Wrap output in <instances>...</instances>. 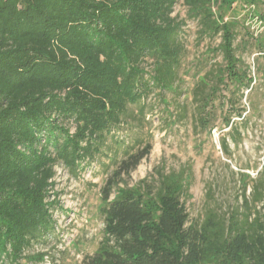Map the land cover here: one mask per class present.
<instances>
[{
	"label": "trees",
	"instance_id": "1",
	"mask_svg": "<svg viewBox=\"0 0 264 264\" xmlns=\"http://www.w3.org/2000/svg\"><path fill=\"white\" fill-rule=\"evenodd\" d=\"M178 1L0 0V261L19 264L38 235L52 231L54 166L75 169L92 159L129 104L153 84L171 83L183 49V20L172 14ZM182 2L202 36L220 34L225 64L217 80L228 77L233 91L252 89L250 69L235 53L236 24L218 23L209 0ZM256 16L263 20L264 11ZM254 41L262 53L264 37ZM208 96L201 94L203 105ZM149 149L127 152L106 178L98 210L103 238L81 264H264L260 210L191 220L184 177L163 170L113 189ZM250 198L264 209L261 176Z\"/></svg>",
	"mask_w": 264,
	"mask_h": 264
},
{
	"label": "rangeland",
	"instance_id": "2",
	"mask_svg": "<svg viewBox=\"0 0 264 264\" xmlns=\"http://www.w3.org/2000/svg\"><path fill=\"white\" fill-rule=\"evenodd\" d=\"M209 8L218 23L236 24L235 53L250 69L252 89L233 91L228 77L217 80L215 71L225 64L218 49L220 34L202 36L197 20L179 0L172 14L183 20V49L171 83L153 84L147 96L129 104L122 123L105 135L92 159L75 169L54 166L48 198L54 202L52 231L38 235L19 264H81L92 254L103 238L101 188L127 152L146 144L148 155L128 175L122 174L113 189L163 170L184 177L182 201L191 220H201L209 211L224 219L232 213L264 212L262 202L250 198L255 179L264 180V50L262 54L254 41L264 37V19L256 16L264 11V0L257 6L244 0H209ZM144 68L153 73L150 59ZM204 93L209 95L206 105L201 103ZM0 264L11 263L1 259Z\"/></svg>",
	"mask_w": 264,
	"mask_h": 264
}]
</instances>
